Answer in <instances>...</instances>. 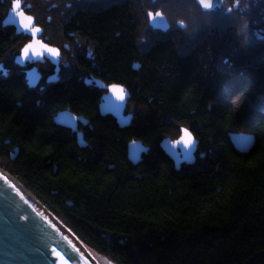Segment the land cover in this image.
Returning <instances> with one entry per match:
<instances>
[{
	"label": "trees",
	"instance_id": "obj_1",
	"mask_svg": "<svg viewBox=\"0 0 264 264\" xmlns=\"http://www.w3.org/2000/svg\"><path fill=\"white\" fill-rule=\"evenodd\" d=\"M35 2L28 11L34 21L54 23L58 13ZM184 5L201 19L185 18L179 38L178 30H151L145 11L134 8L132 16L123 8L119 17L79 21L80 36L96 46L116 32L132 41L118 73L99 79L130 94L126 128L100 117L92 100L75 103L82 79H43L49 90L40 93L19 77L0 76V169L111 264H264V42L245 16ZM136 7L144 10V2ZM5 14L0 4V63L11 69L23 43L5 32ZM65 110L89 121L84 148L56 132L53 117ZM181 127L205 157L177 172L159 143L177 139ZM229 133L253 135L254 148L235 151ZM135 140L148 152L133 166L126 149Z\"/></svg>",
	"mask_w": 264,
	"mask_h": 264
},
{
	"label": "water",
	"instance_id": "obj_2",
	"mask_svg": "<svg viewBox=\"0 0 264 264\" xmlns=\"http://www.w3.org/2000/svg\"><path fill=\"white\" fill-rule=\"evenodd\" d=\"M152 1L155 2L156 0ZM194 1L202 11L212 12L220 8L224 0H212L213 6L209 9L203 8L199 0ZM14 4L18 5L15 9ZM20 6V3L14 2L2 24L7 28H15V35H30L32 40L26 45L32 44L31 30L34 29V22L31 18L29 28L27 30L23 28V24L28 23L27 18L29 16L20 10ZM149 14V24L153 30L163 33L168 30V24L161 13L154 21L152 17L157 13L151 16ZM40 34L41 30L39 29L35 39L38 40ZM40 43L42 42L40 41ZM24 47L15 58L17 65H24L26 62L31 61L38 62L42 57L51 59V61L54 59L46 52L40 57H32L31 50L29 56L24 57ZM34 48L40 50L38 45H34ZM25 80L28 88H34L38 84L39 76L36 74L35 69L27 73ZM47 82H54V80L49 78ZM86 84L89 85L90 82H86ZM112 86L108 88L99 104V115L111 117L119 128H126L132 120L131 115H124L129 93L124 87L120 86L126 93L124 100L121 101L117 98V94L111 91ZM95 87L98 89L104 88L98 80H95ZM52 121L55 126L69 129L72 132L75 131L77 124H87L83 117L75 116L68 111L58 112ZM183 130L185 128H180V137L177 140L171 141V139L165 138L159 143L160 149L174 164L177 171L180 170L182 165H193L196 161L195 155L198 152V142L187 129V132L191 134L193 144L188 147L185 146L182 140V137H184ZM228 138L234 150L241 154H248L255 146L253 135L229 133ZM76 144L79 148L86 146L80 133L76 134ZM147 152L148 148L144 147L141 142L131 141L127 144L126 158L131 165L135 166L141 161L142 155ZM15 154L16 149L10 155L11 160ZM199 157L202 158L204 155L200 154ZM45 210L47 209L26 191L18 181L0 169V264H52L53 261H55V264H95L82 254V250L85 248L72 233L62 224L60 226L58 219L48 210V212ZM65 250L74 257V260L65 258Z\"/></svg>",
	"mask_w": 264,
	"mask_h": 264
},
{
	"label": "flooded vegetation",
	"instance_id": "obj_3",
	"mask_svg": "<svg viewBox=\"0 0 264 264\" xmlns=\"http://www.w3.org/2000/svg\"><path fill=\"white\" fill-rule=\"evenodd\" d=\"M33 1L34 4H37L35 0H32V2ZM14 2L20 3V10L34 19L33 16L28 13L32 7L31 0H0V4L6 6L5 17ZM39 2L44 3L47 8H50L53 12L58 13L65 18L63 23L57 24L60 31L59 37L58 34L52 30V27H55V24L53 23L38 24L35 22L33 26V28L41 30L38 40L48 47L56 49L59 55L52 61L51 59L42 57L38 62L31 61L26 62L24 65H17L15 63V58L20 54L21 49L32 40V37L26 34L15 35V28H7L2 24V27L6 30L5 32L10 31L14 40H20L23 44L19 53L13 57V65L11 66V69L3 67V63H0L1 78L6 79L12 75L25 81L27 73L30 70L35 69L36 74L39 76V82L34 88L29 89L34 91L38 90L40 93L49 90L47 86L41 85L43 79L46 85L56 84L58 79H82L84 86L78 91L73 100L76 104L80 103L83 107H88V105H90L88 100H92V103H97V109L104 95L107 93L108 88L115 85L112 83H103L99 79L115 76L118 73L120 53L121 51H132V41L121 39L120 33L116 32L114 37L109 35L107 38L104 37L98 40L99 46H96L95 40L87 38L86 35H84V37L80 36L78 28L81 25L79 21L84 17L93 14H104L107 12L115 13L114 16H116L117 11L123 8H128L132 16V8L135 9L137 5H141V3L144 2V10H142L145 11L148 27L150 28L148 13L155 15L159 12L168 24V30L165 32L168 33L172 30L171 28L174 26V23L168 17L166 9H173L175 6H178L179 3L184 4V0H157L156 2H153L152 0H39ZM220 10L228 15L246 14L248 16H254V19L258 21H254L255 23L251 25V28L256 32L258 31L262 35H257L258 39L264 41V0H224ZM175 24L179 28L183 27L182 22L179 20L176 21ZM45 28H50V31H52L48 33L51 39L45 37ZM124 46L131 47L126 49ZM49 78L53 79L54 82L48 83L46 80ZM95 80L100 81L104 88H95ZM86 82H90V84L87 85ZM124 114L132 116L128 111V103L125 105ZM104 117L111 118L108 116ZM86 121V125L77 124L74 132L57 126L58 129L56 132L59 136L74 141H76V134L80 133L84 140V138H86L93 130L89 121Z\"/></svg>",
	"mask_w": 264,
	"mask_h": 264
},
{
	"label": "rangeland",
	"instance_id": "obj_4",
	"mask_svg": "<svg viewBox=\"0 0 264 264\" xmlns=\"http://www.w3.org/2000/svg\"><path fill=\"white\" fill-rule=\"evenodd\" d=\"M184 3V2H183ZM178 8V9H177ZM135 10H137V11H139L140 10V12L142 11L141 10V8H137V7H135ZM166 12H167V15H168V17L170 18V20H172V22L174 23V26L171 28L172 29V31H179V33L180 34H177V36H175L176 38H179L181 35H182V33L184 32L183 30H185L186 28H187V26H186V24H185V18H188L190 15H191V17H193L195 20H193L194 21V23H196V24H198V22H200L198 19H199V17H200V19H201V16L200 15H198V13H190V11H188V9H186V7H185V5L184 4H181V3H179L178 4V6H175L173 9L172 8H168V9H166ZM165 12V13H166ZM237 17L238 16H243L244 17V15H238V14H235ZM213 16V15H212ZM190 17V18H191ZM56 18V20L54 21V23L53 24H55V27H52V30L53 31H55V33H57L58 34V37H59V29H58V27H57V24L59 23H63L65 20V18H64V16H62V15H60V14H57V16L55 17ZM245 19H247V18H249V19H251V23H252V25H253V23H255L254 21H258V20H256V19H254V16H248V15H246L245 14V17H244ZM189 19V18H188ZM244 19V20H245ZM180 21V22H182V26L183 27H181V28H179L178 26H176V24H175V22L176 21ZM212 21H214L213 19H212ZM242 22H244V21H242V20H240V26L242 25ZM189 23V22H188ZM195 24V25H196ZM244 24V27H246V28H248V26H246V25H249V22L248 23H246V21L243 23ZM189 25V24H188ZM190 26V25H189ZM188 26V27H189ZM223 27L221 26V29H222ZM251 28V27H250ZM138 29L140 30V31H142V27H140V26H138ZM150 29H151V27H150ZM242 29V28H241ZM252 29V28H251ZM253 31V34L255 35V31H254V29H252ZM153 31H155V30H153ZM52 32V31H51ZM155 32H160V31H155ZM174 32V33H175ZM236 32V31H235ZM240 33H242V31L240 30L239 31ZM161 33V32H160ZM177 33V32H176ZM165 34V33H164ZM253 34H252V36H253ZM257 35H259V32L257 31ZM260 36H262L261 34H260ZM253 38V37H252ZM51 39V38H50ZM142 39V38H141ZM140 39V40H141ZM256 40H258V41H260V42H264V41H262V40H260V39H258V37H257V39ZM142 41V40H141ZM264 56V55H263ZM47 81V80H46ZM49 83V82H48ZM116 85V84H115ZM94 87H95V84H94ZM96 88V87H95ZM98 89V88H97ZM126 90V89H125ZM127 91V90H126ZM128 92V91H127ZM129 98H130V94H129ZM129 102V99L127 100V102H126V104ZM181 128H183V127H181ZM179 137H180V129H179ZM178 137V138H179ZM177 138V139H178ZM177 139H175V140H177ZM175 140H171V141H175ZM135 141H137V140H135ZM131 142V141H130ZM140 142V141H139ZM161 150V149H160ZM162 151V150H161ZM163 152V151H162ZM164 154V153H163ZM201 153H196V155H195V157H196V161H195V163L198 161V160H202V159H204V157H205V154H203L204 155V157H199V155H200ZM165 155V154H164ZM167 157V156H166ZM195 163L193 164V165H190V166H186V165H182L181 166V168H180V170L182 169V168H191V167H193L194 165H195ZM174 165V164H173ZM175 168V167H174ZM179 170V171H180ZM177 171V170H176ZM179 171H177V172H179ZM88 252H89V254L92 256V258H93V260L95 261V263L96 264H111L106 258H104V257H102L101 255H99V254H97V253H95V252H93V251H91V250H89V249H87V248H85Z\"/></svg>",
	"mask_w": 264,
	"mask_h": 264
},
{
	"label": "snow or ice",
	"instance_id": "obj_5",
	"mask_svg": "<svg viewBox=\"0 0 264 264\" xmlns=\"http://www.w3.org/2000/svg\"><path fill=\"white\" fill-rule=\"evenodd\" d=\"M199 3L205 9H209V8H211L213 6L212 5V0H199ZM16 7H18V5L14 4V9ZM149 15L151 16L152 14H149ZM159 16H160V14L157 13L155 16L152 17V20L154 21ZM27 20H28V23H24L23 24V28L25 30H27L29 28V25L31 24V17H28ZM38 32H39V29H35L34 28V29L31 30V35L33 36V43L32 44H28V45H26L24 47L23 56L24 57H28L29 54H30V50H31V56L32 57H40L45 52L50 54L53 58L58 57L59 53H58V51L56 49L49 48L47 45L42 44V43H40L39 40L35 39V36H36V34ZM34 45H38L40 50H36V48H34ZM111 91L113 93L117 94V98L119 100H121V101L124 100L126 93H125V91H124V89L122 87H120L118 85H113ZM183 132H184V137H182V140H183L185 146L188 147V146L193 144V140H192L191 134L188 133L186 129L183 130ZM64 256H65V258L67 260H74V257L71 254H69L67 252V250H65ZM52 264H55V261H53Z\"/></svg>",
	"mask_w": 264,
	"mask_h": 264
},
{
	"label": "bare ground",
	"instance_id": "obj_6",
	"mask_svg": "<svg viewBox=\"0 0 264 264\" xmlns=\"http://www.w3.org/2000/svg\"><path fill=\"white\" fill-rule=\"evenodd\" d=\"M157 1V0H156ZM155 1V2H156ZM196 5H197V3L194 1V0H192ZM198 6V5H197ZM139 8H141V7H139ZM198 8L202 11V9L198 6ZM143 11V10H142ZM219 12L220 13V8H218V9H215L214 11H212V12ZM202 12H204V11H202ZM212 12H204V13H212ZM25 14V13H24ZM149 14V13H148ZM245 16V15H244ZM33 26H34V24H35V21H34V19H33ZM153 30V29H152ZM161 32V31H160ZM161 33H163V32H161ZM165 33V32H164ZM253 36H254V39H257V32L255 31V35L253 34ZM259 36H260V33H259ZM26 81V80H25ZM65 111H67V110H65ZM125 115V114H124ZM16 180V179H15ZM17 181V180H16ZM19 183V182H18ZM20 184V183H19ZM21 185V184H20ZM22 186V185H21ZM23 187V186H22ZM24 188V187H23ZM25 189V188H24ZM26 190V189H25ZM27 191V190H26ZM29 192V191H28ZM30 193V192H29ZM31 194V193H30ZM32 195V194H31ZM33 196V195H32ZM34 197V196H33ZM36 199V198H35ZM38 201V200H37ZM39 202V201H38ZM40 203V202H39ZM41 204V203H40ZM46 212H48L47 210H45ZM50 214V213H49ZM59 221V220H58ZM62 223L59 221V225L60 226H62L61 225ZM81 244V243H80ZM82 245V244H81ZM83 246V245H82ZM84 247V246H83ZM85 248V247H84ZM82 254L86 257V258H88L90 261H92L93 263H95V261L93 260V258H92V256L89 254V252L86 250V249H83L82 250ZM96 264V263H95Z\"/></svg>",
	"mask_w": 264,
	"mask_h": 264
}]
</instances>
